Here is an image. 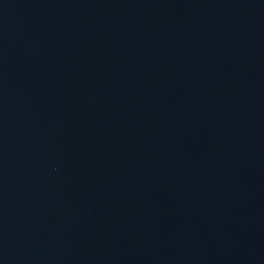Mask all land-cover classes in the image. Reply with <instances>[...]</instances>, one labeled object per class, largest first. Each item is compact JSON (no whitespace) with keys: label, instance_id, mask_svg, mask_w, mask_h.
I'll return each instance as SVG.
<instances>
[{"label":"water","instance_id":"water-1","mask_svg":"<svg viewBox=\"0 0 264 264\" xmlns=\"http://www.w3.org/2000/svg\"><path fill=\"white\" fill-rule=\"evenodd\" d=\"M0 264H264V0H0Z\"/></svg>","mask_w":264,"mask_h":264}]
</instances>
